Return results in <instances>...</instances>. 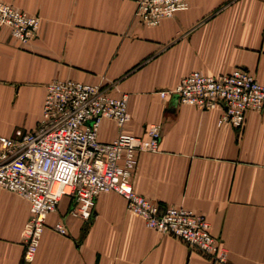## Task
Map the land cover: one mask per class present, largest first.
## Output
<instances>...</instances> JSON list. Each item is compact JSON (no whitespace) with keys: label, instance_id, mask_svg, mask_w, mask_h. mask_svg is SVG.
I'll use <instances>...</instances> for the list:
<instances>
[{"label":"crops","instance_id":"obj_1","mask_svg":"<svg viewBox=\"0 0 264 264\" xmlns=\"http://www.w3.org/2000/svg\"><path fill=\"white\" fill-rule=\"evenodd\" d=\"M138 0H0L40 19L37 37L20 44L0 29V111L41 117L54 80L103 86L128 96L122 132L145 138L161 125L159 149L138 154L133 190L162 206L203 216L226 254L225 264H264V108L249 111L241 132L217 125L221 110L162 99L191 72L207 76L241 68L264 85V0H188L156 27L135 17ZM15 131V130H14ZM0 122V135L12 136ZM121 129L102 120L100 142ZM63 197L32 264H214L169 234L145 226L112 192L96 198L94 215L71 214ZM29 204L0 188V264H23L22 229ZM63 222L62 236L53 230Z\"/></svg>","mask_w":264,"mask_h":264},{"label":"built area","instance_id":"obj_2","mask_svg":"<svg viewBox=\"0 0 264 264\" xmlns=\"http://www.w3.org/2000/svg\"><path fill=\"white\" fill-rule=\"evenodd\" d=\"M187 4L188 0H138L135 17L144 26L156 27ZM39 25L37 16L0 2V29L6 28L20 44L34 40ZM158 94L203 111L220 109L217 125H229L239 132L247 112L264 108V85L241 68L217 76L194 71ZM127 106V95L113 97L103 86L54 80L46 86L36 126L27 131L16 129L12 136L0 135V188L29 204L22 229L23 264L34 262L46 219L56 212L63 197L73 200V216L89 220L96 198L107 192L121 196L127 212L140 217L147 228L173 236L214 264L226 263L220 240L212 235L203 216L183 207L162 206L133 190L138 154L158 151L161 125L149 124L145 138L122 132L129 121ZM104 119L121 129L111 142L98 140ZM53 230L68 235L63 222H57Z\"/></svg>","mask_w":264,"mask_h":264},{"label":"rangeland","instance_id":"obj_3","mask_svg":"<svg viewBox=\"0 0 264 264\" xmlns=\"http://www.w3.org/2000/svg\"><path fill=\"white\" fill-rule=\"evenodd\" d=\"M28 120H29V114H26V112H23L22 110L11 111L8 109V110L0 111L1 125L7 130H12V131L16 129L25 130L26 129L25 123H27Z\"/></svg>","mask_w":264,"mask_h":264}]
</instances>
